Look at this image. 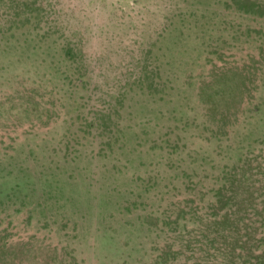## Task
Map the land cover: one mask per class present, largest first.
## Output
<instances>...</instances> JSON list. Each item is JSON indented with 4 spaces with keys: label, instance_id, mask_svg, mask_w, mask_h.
<instances>
[{
    "label": "rangeland",
    "instance_id": "374dc122",
    "mask_svg": "<svg viewBox=\"0 0 264 264\" xmlns=\"http://www.w3.org/2000/svg\"><path fill=\"white\" fill-rule=\"evenodd\" d=\"M226 1L36 0L6 30L24 59L1 39L0 264H200L224 213L241 262L264 256V16ZM109 110L114 133L92 120Z\"/></svg>",
    "mask_w": 264,
    "mask_h": 264
},
{
    "label": "trees",
    "instance_id": "16d2710c",
    "mask_svg": "<svg viewBox=\"0 0 264 264\" xmlns=\"http://www.w3.org/2000/svg\"><path fill=\"white\" fill-rule=\"evenodd\" d=\"M226 3L233 6L238 11L264 16V2H261L259 0H228L226 1ZM4 8L8 10V14L5 16L6 18L4 19L5 22H7L8 24L0 25V41H2L3 39H7L6 42H8L9 36L5 35L7 29L16 30L21 28L27 23H31L32 21L37 22L39 20L40 8L37 5L36 0H8V2L4 3ZM14 33L15 32H12V35ZM10 40L12 41H9L8 45H6V51L8 54L9 61L11 63H14L15 61H22L24 59V51L22 49V45L16 47V43L20 42V40L17 38L13 39V37ZM62 55L65 58L66 55L67 56L70 55L72 57H79L80 52L78 50H75L72 46L66 45L65 54ZM84 69L85 68L83 66L78 65L76 67H67L64 69V71L70 74H75V73L82 74ZM52 75L54 77H57L59 75L57 69H55ZM149 77L150 76L148 75V71L142 70L140 76L136 80L137 81L136 83H138L139 87L144 88L147 91V93L148 90H150L151 93L153 91H158L159 88L156 87L158 84L154 83L153 81H149ZM216 81H220V80H216ZM126 84H127L126 87L129 88L132 85L130 82H126ZM19 86L21 87V90L15 89L16 91H22V89H24L23 82L22 83L18 82L16 88H18ZM121 93H119L117 96H119ZM26 97L29 99L26 102V107L29 106L36 108L39 107L38 102H36V100L32 97V94L28 93ZM111 113L112 111L109 110L108 113H103L98 117L96 116L94 117V119L92 118V120H94L96 125L102 130L114 128L113 130L114 133V131L116 130L115 128L116 123ZM218 194L219 196L216 199L217 204H213L212 205L213 208L218 206V204L220 203L222 204L228 203L230 200V196L227 193H224L223 189H220L218 191ZM229 220L230 218L228 217V213L226 214L224 213L220 221L216 220L214 221L213 225H211L210 227L204 226L199 230L200 237L198 239V243H199L198 248L201 250L200 258L203 261L200 264H212L213 256H215V258L217 259V264H243L241 260L243 262L250 261L251 255H245L246 259H242L241 258L243 256V253H241L242 251H238V252L236 251L237 247L239 248L241 247V250L246 251L245 249H247L246 246H248L250 238L248 236L247 238H244L243 237L244 235L240 234L239 228L237 226H234L232 222H230ZM229 236H231V241H229L228 239ZM218 238L223 239L222 245L218 246L219 248L213 246L215 240ZM190 242H191L190 240L184 241V243H186L185 245H190L191 244ZM194 246H198V245L194 244ZM261 252L264 254V249ZM246 253H253V251L247 250ZM217 254H220L221 256H218ZM163 255L166 256V258L168 257V253L166 252H164ZM254 258H255L254 260L255 263L250 262V264H264V256L256 255Z\"/></svg>",
    "mask_w": 264,
    "mask_h": 264
}]
</instances>
